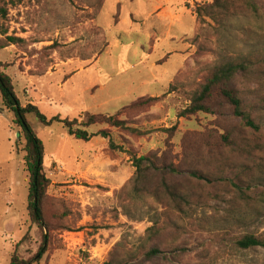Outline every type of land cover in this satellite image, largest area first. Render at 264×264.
Wrapping results in <instances>:
<instances>
[{"label":"rangeland","instance_id":"374dc122","mask_svg":"<svg viewBox=\"0 0 264 264\" xmlns=\"http://www.w3.org/2000/svg\"><path fill=\"white\" fill-rule=\"evenodd\" d=\"M96 1H0L6 9L0 33L18 39L0 49V65L21 106L31 103L47 118L78 122L117 115L145 132L90 127V133L110 132L118 148L111 151L107 139L82 142L60 124L44 127L26 117L43 144L49 180V243L40 264H105L119 243L118 255L128 253L129 264H264L263 248L234 246L245 234L264 239V0H254L258 15L222 23L196 20L193 7L207 0H104L98 10ZM156 6L166 16L158 17ZM236 61L249 62L248 81L239 89L260 104L259 131L245 128L228 109L183 115L209 70ZM138 101L140 107L127 108ZM23 147L0 99V264H10L14 252L31 258L41 243L26 208ZM129 153L164 155L183 170L212 174L203 182L206 203L194 227L149 199L121 208L119 193L134 174ZM238 182L254 187L231 208ZM159 215V225L167 216L171 221L149 237L146 230ZM151 247L159 254L147 258Z\"/></svg>","mask_w":264,"mask_h":264},{"label":"trees","instance_id":"16d2710c","mask_svg":"<svg viewBox=\"0 0 264 264\" xmlns=\"http://www.w3.org/2000/svg\"><path fill=\"white\" fill-rule=\"evenodd\" d=\"M103 1H96L97 10L102 7ZM0 11L2 16L6 15V9H0ZM259 12L260 9L254 0H207L206 3L195 4L192 10L197 21H204L205 18H209L216 23H222L224 20L233 19L239 15H258ZM0 35L5 36L6 32L2 31ZM17 41V38L5 36L0 40V49L14 45ZM248 64L249 62L236 61L213 66L204 81L197 85L191 94L189 107L184 111L183 115L197 113L211 114L218 109H228L231 116L239 119L245 128L258 132L259 126L257 125L256 118L260 113V104L247 100L239 89V86L243 85V81H248ZM0 99L2 106L13 115V122L22 134L24 141L22 150L24 153L23 163L28 175L26 208L31 224L41 231V243L35 254L31 258L24 260L14 252L11 256L10 264H40L41 259L48 250L49 243L47 235L48 226L45 221L44 212L49 180L43 172V144L36 137L26 117L33 115L44 127H49L54 123L60 124L69 136L82 142H87L93 137L107 139L111 151H116L118 148L111 140L110 132L108 130H101L96 133H90L88 131L90 127L106 126L110 129L127 131L137 136L144 135L145 132L132 127L126 121L118 119L117 115H86L83 120L78 122L76 119H62L60 116L47 118L31 103L21 106L15 95L12 80L2 71L1 65ZM141 105L142 102L138 101L132 103L127 108L135 109ZM223 139L226 143L228 142L226 137H223ZM246 147L249 148L247 145ZM249 151L247 150V153ZM129 156L134 168V174L128 184L119 193V196L123 198L125 203L123 204L122 202L121 208L124 209L129 204L132 205L131 202L136 198L149 199L164 208L165 213L175 216L177 221L188 222L186 225L194 227V215L206 203L203 182H208L207 178H211L212 174L205 176L198 170H183L179 164L169 162L164 155L148 154L137 156L129 153ZM253 187V184H246V182L233 184L231 189L233 195L231 208L237 206L238 199L249 197L247 192ZM159 219L160 215L156 219L151 220L152 226L146 230V234L149 237L158 236L163 232V226L165 225L166 227L170 223L169 221H171L167 216L163 220L166 222L159 225ZM234 246L240 250L264 249V239L245 234L234 242ZM121 247L120 243L114 247L105 264H129L125 258L128 253L124 257L118 255ZM158 254V248L151 247L145 255L147 258H153L158 256Z\"/></svg>","mask_w":264,"mask_h":264},{"label":"crops","instance_id":"0c3cea01","mask_svg":"<svg viewBox=\"0 0 264 264\" xmlns=\"http://www.w3.org/2000/svg\"><path fill=\"white\" fill-rule=\"evenodd\" d=\"M158 10H159V6H156L155 9H154V11H155V13H156V15H157L158 17H159L160 15L166 16V14H164V11H163V10H161V11H159V12H158Z\"/></svg>","mask_w":264,"mask_h":264}]
</instances>
